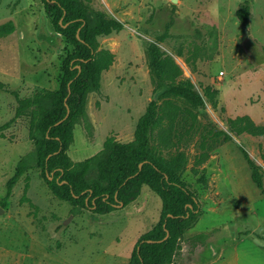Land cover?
<instances>
[{"label": "rangeland", "instance_id": "obj_1", "mask_svg": "<svg viewBox=\"0 0 264 264\" xmlns=\"http://www.w3.org/2000/svg\"><path fill=\"white\" fill-rule=\"evenodd\" d=\"M244 1L251 6L249 26L236 14ZM87 3L124 26L98 37V49L111 51L114 62L103 71L100 90L88 96L91 127L85 121L76 125L71 158L94 155L108 137L133 140L140 118L156 100L152 145L179 168L202 204L198 220L186 229L184 251L202 232L212 244L248 236L245 242L264 247V132L254 134L238 124L249 117L264 126V0ZM10 21L14 31L0 35V264H129L139 236L162 211V199L148 186L134 202L110 213L90 208L75 213L71 202L52 193L41 169L31 167L4 200L18 161L34 149L29 114L16 116V93L25 97L58 89L62 56L72 49L61 35L57 46L40 38L54 32L43 0H0V25ZM153 41L202 94V106L156 90L146 47ZM221 70L225 74L219 78ZM241 146L258 167L263 191Z\"/></svg>", "mask_w": 264, "mask_h": 264}, {"label": "trees", "instance_id": "obj_2", "mask_svg": "<svg viewBox=\"0 0 264 264\" xmlns=\"http://www.w3.org/2000/svg\"><path fill=\"white\" fill-rule=\"evenodd\" d=\"M87 1L43 0L54 32H42L40 38L57 46L61 35L72 49L62 56L58 89L42 88L25 97L16 93V116L29 114V136L34 149L18 161L4 200L9 198L18 177L31 167L41 169L52 193L71 202L75 213L81 208H90L98 214L110 213L134 202L146 185L162 199V211L159 221L139 236L129 264H171L182 249L186 229L198 220L202 204L192 186L182 178L179 168L152 145L157 101H150L133 140L120 143L108 137L101 150L79 161H74L68 153L76 125L85 121L90 129L88 96L92 90H100L102 73L114 62L111 51L98 49V37L124 26L121 20ZM236 14L242 24L249 26L248 1L240 5ZM14 28L12 21L2 24L0 35L11 33ZM146 47L156 90H162L164 96L182 97L195 106H202V94L189 78L182 76L175 59L155 41L146 43ZM2 87L4 84L0 81ZM238 124L254 134L264 132V126L255 124L249 117L240 118ZM223 133L226 139L230 138ZM241 150L252 168L253 181L263 191V178L257 165L245 147L241 146ZM208 237L205 232L194 235V245L205 243Z\"/></svg>", "mask_w": 264, "mask_h": 264}, {"label": "crops", "instance_id": "obj_3", "mask_svg": "<svg viewBox=\"0 0 264 264\" xmlns=\"http://www.w3.org/2000/svg\"><path fill=\"white\" fill-rule=\"evenodd\" d=\"M246 238L248 236L219 244H212L213 240L209 238L205 243L189 247L188 251H184L187 245L184 240L181 254L178 253L171 264H264V247L257 242L249 244L245 242Z\"/></svg>", "mask_w": 264, "mask_h": 264}, {"label": "built area", "instance_id": "obj_4", "mask_svg": "<svg viewBox=\"0 0 264 264\" xmlns=\"http://www.w3.org/2000/svg\"><path fill=\"white\" fill-rule=\"evenodd\" d=\"M224 74H225V71L224 70H221V71H219L218 77L219 78H222L224 76Z\"/></svg>", "mask_w": 264, "mask_h": 264}, {"label": "water", "instance_id": "obj_5", "mask_svg": "<svg viewBox=\"0 0 264 264\" xmlns=\"http://www.w3.org/2000/svg\"><path fill=\"white\" fill-rule=\"evenodd\" d=\"M4 211V208L0 206V213Z\"/></svg>", "mask_w": 264, "mask_h": 264}]
</instances>
